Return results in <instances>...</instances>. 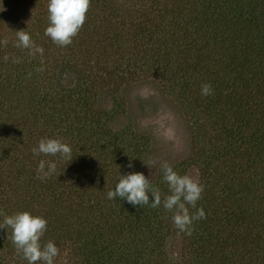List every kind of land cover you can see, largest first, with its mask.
<instances>
[{
    "label": "trees",
    "instance_id": "16d2710c",
    "mask_svg": "<svg viewBox=\"0 0 264 264\" xmlns=\"http://www.w3.org/2000/svg\"><path fill=\"white\" fill-rule=\"evenodd\" d=\"M47 6L17 0L19 14L0 19V183H22V207H1L0 222L40 215L41 244L53 241L55 258L72 248L85 264H174L166 250L174 238L186 264H264V0H90L65 47L44 35ZM20 30L43 56L15 46ZM144 69L167 81L199 136L192 163L203 191L186 207L205 215L191 235L162 206L170 195L163 178L149 182L160 192L157 208L107 199L120 173L141 172L143 138L114 128L116 115L95 106L97 90ZM67 73L72 85L62 83ZM202 84L213 94L202 96ZM42 138L62 139L73 159L33 156ZM41 160L55 162L56 173L38 178ZM1 253L24 260L7 227L0 264H18Z\"/></svg>",
    "mask_w": 264,
    "mask_h": 264
},
{
    "label": "rangeland",
    "instance_id": "374dc122",
    "mask_svg": "<svg viewBox=\"0 0 264 264\" xmlns=\"http://www.w3.org/2000/svg\"><path fill=\"white\" fill-rule=\"evenodd\" d=\"M3 6L5 11L0 12V19L3 16L5 22L9 16L19 14L16 10L17 0H3ZM5 27L0 29V37L4 36L7 29ZM67 75L61 76L62 83L68 82L72 85L76 76L71 73ZM109 83H112L110 87L107 86ZM107 84L98 88L95 106L116 115L113 124L115 129L127 127L142 136V141L138 142L140 149L143 148L139 170L149 182L163 180L161 165L166 162L180 175H188L200 183L199 172L192 163L199 136L187 109L179 98L170 92L167 81L153 71L144 69L137 70L130 78H114ZM3 184L0 183V208L10 207L14 202L16 207H22V194L15 195L21 193L22 183L18 186L11 183L5 190ZM14 198H17V201H14ZM181 244L177 238L168 243L166 250L174 264L187 262ZM71 249L66 248L59 258L54 259V264H85L78 260L79 256ZM1 254L2 260L26 263V260L21 262L14 255Z\"/></svg>",
    "mask_w": 264,
    "mask_h": 264
},
{
    "label": "clouds",
    "instance_id": "9594fccd",
    "mask_svg": "<svg viewBox=\"0 0 264 264\" xmlns=\"http://www.w3.org/2000/svg\"><path fill=\"white\" fill-rule=\"evenodd\" d=\"M90 0H48V26L44 35L51 41L65 47L72 43V38L83 26L85 14L89 8ZM5 11L3 0H0V12ZM18 48L28 50L30 56L39 54L43 56V48L36 45L30 35L25 31H17ZM6 40L0 41V45L6 44ZM8 57L5 56L4 60ZM14 63L19 60L13 58ZM42 69H38L40 71ZM213 89L209 84L201 85V95L209 96ZM33 156L41 154L45 156H57L66 164L73 159L71 147L60 138H42L36 147L32 149ZM131 167V163L128 165ZM163 179L168 184L170 195L163 200V208L173 213L174 226L186 235H191L192 225L195 220L204 218L203 209H197L196 213L189 215L186 204L196 206L197 200L203 191L202 185L196 179L188 175H180L168 163L161 165ZM38 178L44 179L56 173V163L41 160L38 164ZM151 195V200L149 199ZM107 199H122L126 203L135 206L148 205L152 208L161 206V196L158 189H153L148 178L138 171L121 174L116 178L112 189L107 192ZM2 215V213H0ZM11 229V241L16 252L22 255L27 264H54V258L59 255V249L51 240L41 244V238L47 228V221L40 215H33L28 211L17 212L13 215H4L0 222V229Z\"/></svg>",
    "mask_w": 264,
    "mask_h": 264
}]
</instances>
